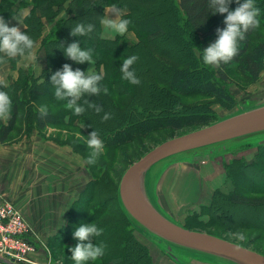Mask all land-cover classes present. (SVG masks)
Masks as SVG:
<instances>
[{"label":"rangeland","instance_id":"obj_1","mask_svg":"<svg viewBox=\"0 0 264 264\" xmlns=\"http://www.w3.org/2000/svg\"><path fill=\"white\" fill-rule=\"evenodd\" d=\"M58 1L61 0H56V3ZM170 1L126 0L134 12L154 14L165 27L164 35L153 40L151 44L142 46L145 49V54H141L142 50H139L138 59L133 64L135 74L140 79L138 85L140 104L149 111L163 110L169 105L167 99L176 96L177 102L185 105L188 111L208 110L215 116H224L236 111L239 106L249 107L263 103L264 69L256 81L244 78L235 66L225 70L226 80L223 81V85L235 99L233 106L202 93L180 95L169 88L167 83L169 73L156 60L155 56L161 55L180 63L185 60L184 52L176 50L174 42L168 37L170 29L167 22L170 13L168 11ZM18 4L20 6L26 4L32 6L33 2L30 0L21 2L19 0ZM66 4L67 1L64 2V5ZM107 6L115 5L109 4L105 7ZM88 8V6L85 7L83 12L86 13ZM96 12L92 7L88 14L83 16L84 22L81 11H76V15L81 20L80 23H83L87 28L88 25L94 24L95 18L98 17L99 13L96 15ZM13 14L14 12L8 14L6 19ZM66 16H68V12L64 9L57 10L50 16L52 18H49V21H47L48 16H42L43 27L55 23L57 17ZM130 31L134 34L132 35L133 39L126 35L116 36H126L130 41H137V30L129 25L128 32ZM44 35L46 34L43 32L41 37ZM86 37L85 33H78L76 42H83ZM261 38H264V25L259 24L255 27L253 39ZM34 45L36 47L33 48L34 50L31 49L22 54L19 59L4 58L0 61L1 81L9 83L15 79L19 75L16 68L21 67V57L31 52H34V57H31L29 61L23 60V65L25 63V67L30 68L35 76L40 74L44 52L40 42ZM2 53L8 56L6 52L2 51ZM64 62V60H60L62 67ZM135 66L139 72L141 71V75H138ZM212 66L217 67V65ZM89 69L97 70L95 61H87L85 72ZM111 95L112 100L124 99L120 94L112 93ZM161 95L163 96L161 97ZM51 102L49 101L44 109L60 112L69 108L67 104L56 103L53 105ZM96 106L95 102L89 105L91 109L97 110ZM69 110L72 109L69 108ZM21 127L22 124H18L8 140L0 142V209L9 203L18 213H14V215L19 217L18 221H14L1 216L0 213V251H3L4 256L18 257V262H16L20 264H50V261L51 264H76L70 249L78 243V238L72 235L68 236L69 228L66 230L65 227L69 223L68 226L76 230L81 225H76L77 218L73 221L69 220V209H71L72 202L78 197L79 192L92 180L89 185L91 193L89 191L84 193L83 191L82 197L78 201L85 208L88 205L87 210H83L75 203L71 210L73 216L82 219V224L95 223L94 220L88 221L91 219L88 218L86 212L92 211L95 205L104 202L108 211L99 218L106 217L111 221L120 222L124 231L128 234L132 233L136 239L144 244L147 253L145 256L148 258L146 264H178L165 254L158 245L129 227L117 206L116 190L124 170L145 151L164 139L190 131L194 127L175 132L170 129L156 130L143 138L137 137L133 142L118 147L105 144L104 151L92 164L87 162V157L92 155V148L87 143L89 136L85 133V130L87 131L85 125L71 124L66 126L59 123L46 129H33L31 131ZM94 131H97L96 127ZM248 141L250 140L235 142L229 145L225 151L220 149L219 153L209 156L207 160L194 161L192 159L193 152L180 153L165 159L151 169L150 183L151 185L154 184L156 174L158 177L166 165L172 163L170 166L173 168L163 177L161 176V181L159 180L160 182L157 183L159 188L156 186L155 191L159 198V205L166 213L175 222L185 225L190 230L214 234L264 255V228L257 226V217L263 212L261 211L262 208L256 209L248 204L225 202L226 205L224 204L212 211L209 210L212 198H220L217 195L214 196L215 191L227 194L235 188L229 177V166L227 165L234 162L235 159L243 158L246 161H251L255 158L257 149ZM240 191L244 195H259L250 193L246 189ZM69 195H76V198L74 197L67 206L64 201ZM218 204L219 202L216 203V205ZM32 211L38 214L48 211L59 215L62 213V224L56 227L57 223L49 228L55 222L48 221V227L41 231L40 227L36 225V220L27 216V212ZM217 212L222 213L220 218H215ZM124 234L126 233L124 232ZM240 234L243 235V239L240 238ZM61 238L64 240H60ZM90 240L93 244L97 243L93 239ZM37 242L41 244L42 251L37 247ZM126 249L131 251L129 243H127ZM110 255L112 256L111 253ZM110 255L105 253L95 261L89 260L83 264H123V260H125L123 255L117 258ZM133 255L132 260L136 258L135 264H142L145 261V256H142L144 255L143 250L135 249ZM185 259L188 264H210L191 257H185Z\"/></svg>","mask_w":264,"mask_h":264},{"label":"trees","instance_id":"obj_2","mask_svg":"<svg viewBox=\"0 0 264 264\" xmlns=\"http://www.w3.org/2000/svg\"><path fill=\"white\" fill-rule=\"evenodd\" d=\"M15 1L0 0V15H4L6 18L8 14H12ZM30 1L33 4L30 12L24 17V28L21 30L30 35L34 44L42 35L44 25L41 20L42 16H48L47 21H49V18H52L50 16L62 9L68 12V16L57 17L55 23H51V28L46 35L40 38L44 54L43 66L39 75L35 76L30 68L17 67L19 75L15 79L9 83L0 80V88L8 91L13 101L12 116L7 121L0 120V142L8 140L18 124H22V129L31 131L33 129H46L61 123L66 126L71 124L85 125L87 128L85 133L88 136L96 127V132L104 139L106 145L118 147L133 142L137 137L143 138L156 130L170 129L175 132L188 127L196 129L222 117L215 116L208 110L188 111L185 105L177 102L176 96L167 99L169 105L163 110L149 111L140 104V100H138L139 84L133 85L125 80L120 71V66L123 63L122 59L128 55L135 54L138 56L139 50H142L141 54L144 55L145 49L142 46L149 45L153 40L164 35L165 27L154 14L134 12L126 0H61L58 3L56 0ZM65 1H67L66 5H64ZM240 2L241 0H231L229 9H234ZM254 2L256 7L261 10L260 25L263 26L264 0H254ZM109 4L118 7L121 15L130 19L129 25L138 32L137 41H130L126 36L106 38L101 35V18L104 15V7ZM87 6L90 9L94 7V10L97 11L96 15L98 13L99 15L95 18L91 29L86 28L84 32L87 35L86 39L78 43L82 48L92 50L96 71L104 76L100 82L101 88L106 87L107 92L101 90L98 93H83L77 98V103L83 107V111L80 113H75L69 108L60 112L44 109L49 101H52L53 105L56 103L67 104L72 99V97L60 99L55 95V89L58 85L52 81L51 77L54 72L63 69L60 60H64V63L69 64L73 70L85 71L86 69L87 61H75L68 57L64 50L69 44L76 42L77 34H72V29L81 21L76 15V11L82 12L81 17L84 22L83 16L90 11L88 8L86 13L83 12ZM212 7V0H171L168 6L170 12L167 22L170 29L168 37L174 42L176 50L184 52L185 60L180 63L161 55L155 57L168 71L167 83L174 93L180 95L202 93L233 106L235 99L223 85V81L226 80L225 70L235 66L244 78L251 81L259 79L261 71L264 69V38L254 40L255 27L250 28L245 32V38L239 41L238 51L230 61L227 63L221 61L217 67L206 64L202 60V50L214 42L218 38V30L226 26L224 17L227 13L213 12ZM30 50L25 49L24 53ZM24 53H17L16 57H13L6 56L0 51V61L4 58L19 59ZM129 67L133 69L134 66L130 65ZM136 71L138 75H141V71L139 72L137 68ZM112 93L120 94L124 99L112 100L110 98ZM94 102L99 111L89 107ZM106 113L109 114L107 119L104 118ZM248 139L249 136H245L232 142ZM254 147L257 152L253 160L246 161L240 158L227 165L229 166V177L235 188L227 194L215 191L214 196L217 195L220 198H212L209 210L222 207L225 202L248 204L256 209L262 208V216L258 214L257 217V226L264 228V144ZM91 181L79 192L78 197L72 202L71 209H69V220L73 221L77 218L76 225H82L83 221L78 216H73L71 210L75 203L83 210H87L88 205L85 208L78 201L82 197L83 191L84 193L89 191ZM241 189L259 195H244L240 191ZM89 193L91 192L89 191ZM217 202H219L218 205H216ZM116 203L124 220L127 221L132 230H135L121 210L117 190ZM106 207V204L101 202L99 205H95L92 211L86 212L88 218L91 219L88 221L94 220L98 227L103 228V232L99 236L90 235L88 239L103 244L104 254L110 255L111 253L112 256H110L114 258L123 255L125 257L123 264H135L136 258L132 260L134 250H143L144 255L142 256L144 257L147 255L146 246L132 233L128 234L124 231L120 222L111 221L106 217L99 218L108 211ZM221 214V212H217L215 218H220ZM68 225L69 223L65 227L66 230L69 228L68 236H74L75 230ZM60 240L64 239L61 238ZM127 243H129L131 251L126 249ZM147 262L148 258L145 256V261L142 264Z\"/></svg>","mask_w":264,"mask_h":264},{"label":"water","instance_id":"obj_3","mask_svg":"<svg viewBox=\"0 0 264 264\" xmlns=\"http://www.w3.org/2000/svg\"><path fill=\"white\" fill-rule=\"evenodd\" d=\"M245 136L252 146L264 144V102L239 106L205 126L167 138L132 162L121 175L117 197L134 229L178 264H188L185 257L210 264H264L263 254L214 234L190 230L166 213L155 191L163 171L172 163L158 177L156 174L155 180L152 175L154 184L150 183L151 169L165 159L193 152L194 161L207 160ZM0 263L20 264L1 254Z\"/></svg>","mask_w":264,"mask_h":264},{"label":"clouds","instance_id":"obj_4","mask_svg":"<svg viewBox=\"0 0 264 264\" xmlns=\"http://www.w3.org/2000/svg\"><path fill=\"white\" fill-rule=\"evenodd\" d=\"M231 0H212V11L227 13L224 17L225 27L219 29L218 38L202 50V60L209 65H219L221 61L227 63L238 51L239 41L245 38V32L250 28L259 26L261 10L256 7L254 0H241L239 5L234 9H229ZM110 13L101 18V24L105 26L111 34H124L129 29L130 19L120 14L116 6H112ZM92 25H88L90 30ZM86 31L83 23H78L72 29V34H82ZM34 41L25 31L21 30L19 24L11 25L8 20L0 15V51L6 52L8 56H15L17 53H24L25 49H33ZM65 54L71 59L78 62H93L95 57L91 49L82 48L78 42H72L64 50ZM138 59L135 54L128 55L123 59L120 71L125 80L133 85L140 83L139 77L135 74L134 69H130ZM52 81L58 85L55 89V95L63 99L72 97L67 103L75 113L83 111L82 105L77 103V98L83 93H98L107 88H101V81L104 79L102 73L88 70L85 72L81 69L73 70L72 67L65 63L62 70L52 74ZM13 101L9 92L0 88V120L7 121L12 116ZM99 111V109H97ZM109 114H105L107 119ZM88 145L92 148V155L87 157V162L92 164L96 162L97 157L105 149L104 139L96 131L89 134L87 139ZM103 228L96 223L82 224L74 232L78 238V243L71 247V256L76 264H83L85 261H95L104 255V246L101 243L93 244L89 241L90 235L99 236ZM243 239V235L240 234ZM51 264V261H50Z\"/></svg>","mask_w":264,"mask_h":264},{"label":"crops","instance_id":"obj_5","mask_svg":"<svg viewBox=\"0 0 264 264\" xmlns=\"http://www.w3.org/2000/svg\"><path fill=\"white\" fill-rule=\"evenodd\" d=\"M19 2V0L18 1H16L15 2V4L13 5V10H14V14L12 15V16H9L8 18H7V20H8V22H9V24H10V26L11 25H16V24H19L20 26H21V29L22 28H24V17L30 12V9H31V5H29V4H26V5H23V6H20L19 4V6L17 5V3ZM111 8L112 7H109V6H107V7H105V9H104V16L103 17H106V16H108V15H112L111 13H110V10H111ZM44 28V30L42 31V33L44 32V34H46L48 31H49V29L51 28V24H49V25H47V26H44L43 27ZM101 35L103 36V37H106V38H112V37H114V36H116V35H126L128 38H130V39H133L132 38V35H134L131 31L130 32H126V33H124V34H111V33H109L108 32V30H106V28H105V26H103L102 24H101ZM39 42H40V39L39 40H37V42L36 43H38L39 44ZM36 47H34V49H35ZM33 49V50H34ZM31 57H34V52H31L30 54H28V55H23L22 57H21V64H20V66L21 67H23V68H28V67H25L26 66V64L24 63V65H23V60L25 61V60H28L29 61V59L31 58ZM37 66H38V64H37ZM175 166V165H174ZM173 168V166L171 167H169L166 171H165V173H163V175H165L166 173H168L171 169ZM163 175H162V177H163ZM161 181V180H160ZM159 181V182H160ZM157 187L159 188V186L157 185ZM158 196H159V194H158ZM71 197V198H70ZM74 197L76 198V195H69L68 196V198L66 199V201H64V204L65 205H69L72 201H73V199H74ZM159 199V198H158ZM23 200V199H22ZM27 202H29V200H27ZM27 216L30 218V219H32V220H36V225L37 226H39L40 227V229H41V231H43L44 229H45V227H48V221H51V222H55V223H52L53 225H51L49 228H52L54 225H56L57 223V226L56 227H59L62 223H61V221H62V213H61V215H59V214H56L55 212H44V213H42V214H38L37 212H34V211H32V212H27ZM55 227V228H56ZM54 228V229H55ZM36 245H37V247L42 251L43 249H42V246H41V244L39 243V242H37L36 243ZM2 264H4V263H2Z\"/></svg>","mask_w":264,"mask_h":264},{"label":"built area","instance_id":"obj_6","mask_svg":"<svg viewBox=\"0 0 264 264\" xmlns=\"http://www.w3.org/2000/svg\"><path fill=\"white\" fill-rule=\"evenodd\" d=\"M0 213H1V216H3V217H8V218H10V219H12L14 221H18L19 220L18 215H14V213H16V214H18V213L16 211H14L13 206L11 204H9V203L6 206H4L3 208L0 209ZM0 254L4 256L3 251H0ZM9 258L13 259L16 262L18 257L13 256V257H9Z\"/></svg>","mask_w":264,"mask_h":264}]
</instances>
